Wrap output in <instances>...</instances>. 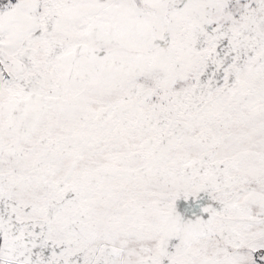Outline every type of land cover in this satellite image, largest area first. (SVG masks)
Masks as SVG:
<instances>
[{"label": "snow or ice", "instance_id": "1", "mask_svg": "<svg viewBox=\"0 0 264 264\" xmlns=\"http://www.w3.org/2000/svg\"><path fill=\"white\" fill-rule=\"evenodd\" d=\"M0 264H264V0H0Z\"/></svg>", "mask_w": 264, "mask_h": 264}]
</instances>
